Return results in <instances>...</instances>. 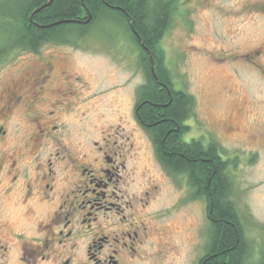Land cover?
Instances as JSON below:
<instances>
[{"label":"flooded vegetation","instance_id":"1","mask_svg":"<svg viewBox=\"0 0 264 264\" xmlns=\"http://www.w3.org/2000/svg\"><path fill=\"white\" fill-rule=\"evenodd\" d=\"M41 49H13L5 60L38 56L0 73V264H176L159 186L134 161V131L110 125L100 140L69 143L72 127L89 129L87 83ZM140 110L136 98L134 124L152 144Z\"/></svg>","mask_w":264,"mask_h":264},{"label":"rangeland","instance_id":"2","mask_svg":"<svg viewBox=\"0 0 264 264\" xmlns=\"http://www.w3.org/2000/svg\"><path fill=\"white\" fill-rule=\"evenodd\" d=\"M174 1L159 47L174 88L194 99L184 138L217 143L228 161L231 200L249 260L258 263L264 255V0ZM40 53L53 56L58 66L65 64L87 83L82 93L91 97L89 129L76 130L72 122L68 142L100 140V131L110 125L134 131V161L147 167L159 186L155 208L170 216L171 258L176 264H195L207 241L206 204L191 198L183 175L165 176L159 170L153 163L158 161L154 147L134 124L133 106L145 78L140 51L124 26L104 17L77 46L47 43ZM37 56L11 54L0 73ZM233 122L237 131L231 133L227 129ZM136 184L142 187L144 179Z\"/></svg>","mask_w":264,"mask_h":264},{"label":"trees","instance_id":"3","mask_svg":"<svg viewBox=\"0 0 264 264\" xmlns=\"http://www.w3.org/2000/svg\"><path fill=\"white\" fill-rule=\"evenodd\" d=\"M47 1L0 3V63L13 49L36 51L47 43L77 46L104 17L122 24L141 54L145 81L137 90V99L156 157L170 174L184 175L191 198L206 204L208 235L200 264H264V255L258 263L249 260V246L231 200L229 163L218 155L217 143L204 145L201 139L184 138L189 127L183 123L194 115V99L174 88L159 47L175 1L52 0L31 21L32 13ZM131 26L150 51L154 72L149 54L141 48Z\"/></svg>","mask_w":264,"mask_h":264},{"label":"water","instance_id":"4","mask_svg":"<svg viewBox=\"0 0 264 264\" xmlns=\"http://www.w3.org/2000/svg\"><path fill=\"white\" fill-rule=\"evenodd\" d=\"M52 0H48L45 4H43L40 8H38L37 10H35L32 15L30 16V20L32 21V16L37 13L38 11H40L42 8H45L47 6L50 5ZM88 20H90V15L88 14ZM131 31L133 32V34L136 36L138 42L140 43V46L143 50L147 51V53L149 54V57H150V64H151V71H153V64H152V61H151V56H150V51L143 45V43L141 42V38L140 36L138 35V33L134 30L133 26H131ZM157 79V78H156Z\"/></svg>","mask_w":264,"mask_h":264}]
</instances>
